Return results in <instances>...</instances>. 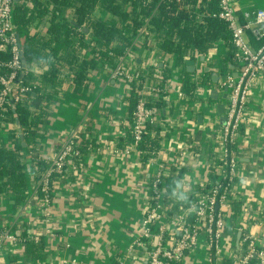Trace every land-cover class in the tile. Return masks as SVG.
<instances>
[{
	"label": "crops",
	"instance_id": "crops-1",
	"mask_svg": "<svg viewBox=\"0 0 264 264\" xmlns=\"http://www.w3.org/2000/svg\"><path fill=\"white\" fill-rule=\"evenodd\" d=\"M233 3L238 13L242 10H264V0H233ZM96 16L105 23L115 20L101 8L96 10ZM42 20L33 25L38 23L35 34L46 39L48 24L44 27ZM33 25L30 27V34ZM82 31L85 34L83 46L79 48L74 42L72 56L68 55L66 59L58 61L63 74L62 79L59 74V85L41 90V94H50L51 99L41 97L36 101L42 107V112L37 107L30 109L34 118L38 117L32 144H26L17 120L8 121L7 131H0V138L8 149L13 150L18 145L22 147V161L27 172V198L24 204L29 205L28 212L23 213L20 208L24 204L16 205L14 195H1L0 227L10 223L13 226L9 228L13 230V227L25 224L35 241H43V254L46 253L44 257L27 259L23 251L17 253L14 248L5 244L0 251V264L146 262L147 248L137 249L130 258L126 254L138 238L155 168L153 163L142 162L139 154L125 153L124 148L118 146V140L130 128L126 99L131 95L132 88L128 83L110 78L107 70L100 64L94 69L85 68L84 63L94 62L99 51H95L89 44L94 39L91 31L85 27ZM136 42L142 47L139 50L141 58L135 59L138 66H145V61L148 60L159 69L164 63H169L166 67L171 74L174 70H180L177 63L174 64L175 57L170 56L169 62L166 57L163 60L152 36L140 37ZM226 53L225 46L219 44L215 52L217 59L211 64L216 72L209 69L212 72L211 83L215 88L221 79L217 71L222 70L224 65H227L233 76L236 75L235 62H223ZM175 65L177 68H174ZM42 71L43 74L45 67ZM81 72L84 73L85 80L76 85L72 79L73 74ZM214 73L218 75L215 81L212 78ZM141 88L142 85L138 91ZM253 93L248 103V121L240 129L236 146L232 149L238 162L233 193L236 201L240 199L242 203H247L246 211L241 215V219L247 222V229L264 243V86ZM143 95L145 98L147 93ZM223 96V93L216 97L212 95L208 101L211 109H215L213 125L208 121L207 116L210 115L202 108L197 112H190L188 118L179 122L177 113L185 101H179L173 91H167L166 97L171 107L159 109L162 123L157 125L161 135L166 131L165 135H168L167 140L161 141L160 158L164 163L173 161L176 145L190 144L192 148L195 147L194 144L199 145L194 148L195 156L184 161L185 176L181 177V181L177 180L176 189L182 190L183 194H189L191 187L208 180L209 169L205 154L217 151L216 138L224 118V113H220L217 107L222 104ZM199 117L201 121L198 120ZM71 132H76L80 142L84 139L90 144L93 142V145L86 147L79 166L70 162L65 173L53 181L51 202L42 216L38 199L34 196V186L38 183L33 174L36 168L34 162L43 160L50 164ZM226 236L222 244L224 256L240 246L239 234L227 232ZM227 240H231L230 245ZM206 257V249L199 246L186 256L183 264H206ZM225 262L226 259H223L219 264Z\"/></svg>",
	"mask_w": 264,
	"mask_h": 264
},
{
	"label": "built area",
	"instance_id": "built-area-1",
	"mask_svg": "<svg viewBox=\"0 0 264 264\" xmlns=\"http://www.w3.org/2000/svg\"><path fill=\"white\" fill-rule=\"evenodd\" d=\"M215 1L218 5L217 12L207 11L210 0H198L196 9H204L206 12L204 14L217 17L227 25L231 34L233 61L237 67L236 75L233 76L231 72L222 74L219 69L217 74L221 79L217 83V88L213 87L210 82L211 74L216 72V69L211 64L216 61L215 52L218 45L221 44L215 43L206 54L189 52L183 56L182 67L184 69L187 70L188 62H193L194 69L190 73L193 76L195 91L192 99L182 93L180 70H174L170 78L165 81V91H173L180 99L179 101H185L177 113L179 122L188 118L190 112H197L202 108L211 116H207L210 124L213 123L212 120L216 116L215 109H211L208 101L213 92L217 96L219 93L226 94L222 102L225 121L217 135V143L214 142L217 144V151L205 154L208 173L212 169L216 180L214 185L207 188L205 186L208 180L204 184H199L202 185V188L195 194L191 190L192 187L189 194H183L182 190L178 189H175V193L172 195L167 193V179L178 177V171L183 169L184 161L195 156L194 148L199 145L194 144L193 148L190 144L176 145L178 150L175 151L173 161H166V163L160 158L162 149L160 148L153 159L146 161L153 163L155 171L150 182L147 208L140 223L138 238L126 254V257L130 258L134 256V251L137 249L147 248L145 264H183L186 256L193 253L199 246L207 251L206 264H219L223 259H226L225 264H253V260H256V264H264V243L247 229V222L243 218L241 219L242 216L234 225L230 224L231 204L237 200L234 197L233 188L238 168L235 152L231 147L236 145L240 129L248 121V103L253 92L264 86V41L258 48H254L250 41L253 38L256 42H261L264 37V10H242L238 13L233 0ZM20 5L31 7V3L25 0H0V111L14 110L18 105L27 101V94L34 87L23 84L24 77L29 73L40 75L44 69L41 62L28 64L23 56L18 28L13 19L14 8ZM185 8L189 9L190 7ZM196 17L198 19L199 15ZM49 20V16L42 20L44 27ZM37 25L38 23L33 25L32 34L38 31ZM138 39L135 38L134 43L139 45V49L128 50L125 56L118 59L116 67L111 68L100 64L107 70L110 78L121 80L124 83L129 84L138 75L144 77L141 91L136 93L139 99L132 124L133 142L123 150L125 153L135 152L137 154H139L137 144L145 134L146 125L162 123L159 108L149 105L143 95L147 93L153 98L158 94L160 92L158 84L161 82V78L157 76L154 79L148 75L147 69L153 66L151 61L146 60L145 66L142 67L136 64L135 59H140L142 56L139 54L141 52L139 50L142 49L141 44L136 42ZM89 44L93 48L97 45L94 39ZM98 49L97 51L101 50V48ZM171 57H175L174 64H176V53ZM176 65L174 68H177ZM209 69L212 71L211 73ZM204 74H207V78L204 77ZM7 125L2 124L0 131L3 129L7 131ZM166 132L162 133L163 137L166 136ZM79 142L76 132H71L66 142L53 156L48 170L34 186V196L37 197L38 191L42 194L41 200H38L42 216L45 215L51 202L49 178L52 174H62L67 165L74 162V158L80 156L76 150ZM183 176L185 173L179 178L181 179ZM180 179L179 181H181ZM173 181H177V179ZM192 194L195 199L187 200ZM239 201L242 202L240 199ZM242 204L244 212L247 203L243 202ZM20 210L23 213L28 212L29 205L25 203ZM5 225L0 231V251L5 244H8L15 249V252L20 253L22 240L19 238V231L11 230L9 226L13 225L10 223ZM27 232L28 236L32 238L29 229ZM227 232H231L232 235H240V246L224 256L222 244L223 240L227 238ZM230 243L231 240H227V244L230 245Z\"/></svg>",
	"mask_w": 264,
	"mask_h": 264
},
{
	"label": "trees",
	"instance_id": "trees-1",
	"mask_svg": "<svg viewBox=\"0 0 264 264\" xmlns=\"http://www.w3.org/2000/svg\"><path fill=\"white\" fill-rule=\"evenodd\" d=\"M31 3L32 7L16 6L13 11V19L17 26L19 41L23 50V56L28 64L41 62L45 67V72L41 75L29 73L23 79V84L34 87L29 92L28 100L18 105L14 110L0 111V129L1 125L8 121L17 120L23 132L24 140L27 145L34 141L35 129L38 124V117L34 118L30 109L37 107L42 112V107L36 104V101L43 99L50 100L51 95L42 93L45 87H57L60 78H63L58 64L59 60L66 59L68 55L72 56L71 48L76 42L77 47L83 46L84 32L83 28L91 31L96 42L94 50H101L97 53L98 58L93 62H85L86 69H94L96 65L102 64L114 68L118 59L127 54L128 50H138L135 45V38L152 36L155 40V47L163 60L172 54L177 55V65L180 68L182 79V93L189 99L194 97L195 85L193 76L182 67L183 56L189 52H198L206 54L215 44L221 43L225 46L227 53L223 62H233V46L231 34L227 25L217 17H212L204 9H196L198 0H25ZM189 6L187 9L185 7ZM103 9L115 20L111 23H105L96 16L97 9ZM208 12H217L218 5L215 0H210ZM197 11V12H196ZM197 15L199 18L197 19ZM50 17L46 29V39L38 34H30V27L42 20ZM70 17V18H69ZM251 44L258 48L264 41L256 42L251 38ZM164 63L162 68L153 65L147 69L150 77H160L158 84L160 92L155 96L147 94L145 97L149 105L156 108L171 107L166 101L167 92L165 91V81L170 78L171 71ZM159 69V70H158ZM157 70L159 73H157ZM222 74L229 71L227 65L222 68ZM230 72V71H229ZM207 78V74H204ZM73 82L80 85L85 80L83 72L73 74ZM144 80L142 75H138L129 82L132 88L131 95L126 99L127 119L130 128L126 135L118 140L119 147H127L133 142L132 124L134 122V112L139 97L136 91L140 89V84ZM211 82V81H210ZM32 105V106H31ZM154 133V135L152 134ZM168 139V135L163 137L158 125L147 124L145 134L137 144L142 162H146L156 155L161 148V141ZM0 196L12 194L15 197L16 205L24 204L26 195L27 172L22 161V147L16 146L10 150L3 144L0 138ZM93 143V142H92ZM87 140H81L76 146L80 156L74 158V164H80V160L85 154V149L93 145ZM236 145L231 148L234 149ZM79 161V163H78ZM79 166V165H78ZM33 170L35 181H39L44 172L48 170L49 164L43 160L34 162ZM66 169V168H65ZM62 174H52L49 178V186L52 189V183L60 178ZM185 173V169L178 171V177L167 179L166 190L168 195L173 194V189L178 187L179 177ZM216 176L211 169L208 176L206 188L214 185ZM194 194L199 192L202 185L192 187ZM194 194L187 200H194ZM42 194L37 192V199L41 200ZM230 224L234 225L242 215L243 204L240 201H233L231 204ZM191 221H193L191 219ZM2 228L0 227V231ZM13 231H19V238L22 240V251L27 259H37L46 256L43 254L44 245L41 239L37 241L30 238L27 232V226L21 224L20 227H13ZM253 260V264H256Z\"/></svg>",
	"mask_w": 264,
	"mask_h": 264
},
{
	"label": "water",
	"instance_id": "water-1",
	"mask_svg": "<svg viewBox=\"0 0 264 264\" xmlns=\"http://www.w3.org/2000/svg\"><path fill=\"white\" fill-rule=\"evenodd\" d=\"M16 1H19V0H16ZM84 31L87 32V30H84ZM187 65H188V66H187V71H188V72H193V69H194V68H193V62L190 61V62L187 63ZM212 78H213V81H215L216 78H217V76H216V75H213ZM213 97H216L215 92H213ZM225 97H226V94H224L223 98H225ZM217 110H218L220 113L223 114L224 111H225V110H224V105H223V104L219 105V106L217 107ZM198 120L201 121V117H199ZM224 121H225V119L223 118V119H222V122L224 123ZM17 126H18V123H17Z\"/></svg>",
	"mask_w": 264,
	"mask_h": 264
}]
</instances>
